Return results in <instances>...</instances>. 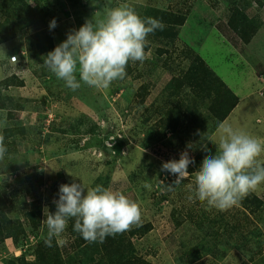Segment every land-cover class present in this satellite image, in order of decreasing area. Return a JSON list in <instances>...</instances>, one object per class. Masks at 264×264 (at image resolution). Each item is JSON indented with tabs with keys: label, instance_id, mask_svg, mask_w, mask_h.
I'll return each instance as SVG.
<instances>
[{
	"label": "rangeland",
	"instance_id": "obj_1",
	"mask_svg": "<svg viewBox=\"0 0 264 264\" xmlns=\"http://www.w3.org/2000/svg\"><path fill=\"white\" fill-rule=\"evenodd\" d=\"M121 3L141 17L146 10L162 9L187 13V20L180 28L164 24L150 34L146 59L129 61L126 76L108 88L81 83L69 89L43 66L47 53L32 47L35 25L49 29L55 18L57 26L49 30L56 46L86 18H101L109 6ZM29 7L41 11L32 26L24 24L33 16ZM236 7L256 27L239 48L216 27ZM22 17L17 28L15 20ZM0 46L8 56L0 51V120L6 114L8 121L0 127L7 147L0 160V196L13 225L23 224L17 238L0 239V264L32 263L36 243L47 234L43 209L58 198L61 183L73 180L86 189L103 185L120 191L139 205L140 225L125 233L133 232L134 253L152 264H264V183L252 191L262 206L246 210L245 218L239 205L219 211L188 200L203 159L189 165L193 173L179 184L161 171L162 161L179 159L182 151L194 159L204 146L215 153L221 123L264 140V0H0ZM197 54L237 96L224 121L210 117L204 88L186 85L172 96L165 87L172 77L184 75ZM11 75L22 85L4 88L3 79ZM142 85H147L143 100ZM180 106L184 127L175 133L164 129V119ZM182 137L190 146L172 150ZM258 159L264 161V154ZM33 199L42 209L36 229L25 220ZM191 208L202 215L201 226L188 218ZM236 221L241 226L228 232ZM61 238L66 240L57 242L62 252L75 250L66 230ZM95 250V245L86 249L83 259Z\"/></svg>",
	"mask_w": 264,
	"mask_h": 264
},
{
	"label": "clouds",
	"instance_id": "obj_2",
	"mask_svg": "<svg viewBox=\"0 0 264 264\" xmlns=\"http://www.w3.org/2000/svg\"><path fill=\"white\" fill-rule=\"evenodd\" d=\"M56 26L55 18L51 19L49 29ZM163 28L161 20L141 17L127 3L109 6L101 18H86L78 29H70L66 39L42 57V64L73 91L81 83L106 89L114 80L126 76L129 61L146 59L147 37ZM0 51L3 52L2 46ZM7 126L5 114L0 127ZM218 132L216 152L211 153L203 147L209 154L194 171L193 195H189L188 200H198L210 208L225 211L238 205L264 183V161L258 159L264 154V140L235 130L227 123H221ZM4 139L0 134V160L7 152ZM194 163L188 151H182L179 159L162 161L161 171L175 176L171 184H179L193 173L188 167ZM57 196L52 200L54 211L43 209L47 247H52L54 239L60 244L66 243L61 237L70 219L74 221L73 231L88 243H102L107 237L128 231L141 222V211L135 201L103 185L86 189L73 180L61 183Z\"/></svg>",
	"mask_w": 264,
	"mask_h": 264
},
{
	"label": "trees",
	"instance_id": "obj_3",
	"mask_svg": "<svg viewBox=\"0 0 264 264\" xmlns=\"http://www.w3.org/2000/svg\"><path fill=\"white\" fill-rule=\"evenodd\" d=\"M29 10L31 13H33V16H29L26 20L25 17L20 18V20L17 19L18 21L15 20V22L18 24L17 28H22L21 26L23 25L22 22L24 20V24L26 26H32L38 23V16L41 13L39 8L29 7L28 11ZM147 16L157 18L161 20L163 24H168L171 28H180L187 20V13H182L179 11L176 13L174 11H166L162 9L146 10L142 17ZM35 26L36 28L32 33V38L34 40L32 47L35 51L41 54L51 51L55 45L50 30L45 29L46 27L44 26V28L39 26V24ZM216 27L220 34L226 37V39L229 40L231 44L238 48L240 46L239 43L243 44L249 42L250 37L255 33L256 29L254 23L250 21L249 16L242 9L237 7L232 10L224 23L221 22ZM235 35H237V37H235ZM167 66L168 65L166 64V67ZM2 82L4 83V88L10 87L12 85H22L21 81H17V77L15 75L6 77ZM186 85L204 88L207 94L206 97L209 100L207 110L210 113V117L214 120L224 121L237 104V96L206 65L203 58L198 54L192 59L184 75L182 77H172L165 87L167 90H170V95L173 96L177 95L179 93V89H182ZM140 91V97L141 100H143V97L147 91V85H142L140 87ZM185 119L186 118L183 115V112H181L180 106L179 109L172 110L171 114L168 115V118L164 119V129L171 130L174 133L179 132V130L184 127L183 121ZM4 130L6 133L9 131L8 129ZM189 146V140L185 137H182L178 140H175L174 143H172L171 148L172 150H176L177 148L183 149ZM207 154L209 153L203 151V148H201L195 155V164H197L198 161H201V159H203ZM195 204L193 207H195ZM30 205L31 206L25 216V220L32 229H36L40 224V215L42 210L41 203L37 201V199H33ZM238 205L243 209L242 216L247 218L245 214L246 210L249 211L252 209V211H255L256 209H259L262 206V199L251 191ZM54 208L55 205L51 203L49 205V210L53 211ZM5 209L6 202L0 196V239L4 237L17 238L19 234L18 232L23 231V224L17 223L14 226L12 221L7 217ZM186 214L195 225H202V215L200 216L196 209L191 208V210H189V212ZM239 221L231 224L227 231L229 232L231 227L235 225L238 227L241 226ZM73 223L74 221L70 219L66 231L70 238L68 240L72 243V246L75 248V250L62 252L56 239L53 240L52 247H47L45 246L43 237L36 243L33 254L35 258L32 263L29 264H152L148 260L134 253V250L132 249V243L129 239L133 232H130L129 235L123 232L115 236H109L102 243H88L80 236L79 233L73 231ZM19 228L22 230H18ZM93 245H95L96 250L91 255V258L88 260L83 259V252ZM8 264L12 263L9 262Z\"/></svg>",
	"mask_w": 264,
	"mask_h": 264
}]
</instances>
